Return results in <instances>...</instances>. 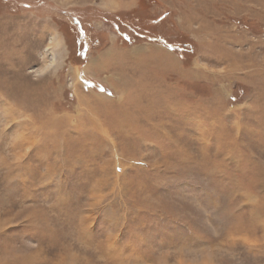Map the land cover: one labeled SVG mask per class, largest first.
Wrapping results in <instances>:
<instances>
[{"label": "rangeland", "instance_id": "obj_1", "mask_svg": "<svg viewBox=\"0 0 264 264\" xmlns=\"http://www.w3.org/2000/svg\"><path fill=\"white\" fill-rule=\"evenodd\" d=\"M0 264H264V0H0Z\"/></svg>", "mask_w": 264, "mask_h": 264}, {"label": "bare ground", "instance_id": "obj_2", "mask_svg": "<svg viewBox=\"0 0 264 264\" xmlns=\"http://www.w3.org/2000/svg\"><path fill=\"white\" fill-rule=\"evenodd\" d=\"M58 39H59L58 37H57V38L54 37V39H53V41H52V43H51V46L60 49L61 42H60Z\"/></svg>", "mask_w": 264, "mask_h": 264}]
</instances>
